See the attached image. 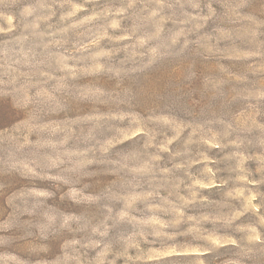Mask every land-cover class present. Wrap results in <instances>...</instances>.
Returning a JSON list of instances; mask_svg holds the SVG:
<instances>
[{"label": "clouds", "instance_id": "1", "mask_svg": "<svg viewBox=\"0 0 264 264\" xmlns=\"http://www.w3.org/2000/svg\"><path fill=\"white\" fill-rule=\"evenodd\" d=\"M261 186L264 0H0V264H248Z\"/></svg>", "mask_w": 264, "mask_h": 264}, {"label": "rangeland", "instance_id": "2", "mask_svg": "<svg viewBox=\"0 0 264 264\" xmlns=\"http://www.w3.org/2000/svg\"><path fill=\"white\" fill-rule=\"evenodd\" d=\"M47 39V38H45ZM233 42L232 41H221L219 46L224 47H232ZM235 46L241 50H246L248 45L244 41H235ZM222 63L226 67H230L232 71L239 72L244 68V63L240 61H222ZM226 162L221 163V167H225ZM257 167V164L255 161H249L248 162V168L252 170V176L249 177V180L253 181L252 185H249V187H254L255 185V179L258 178V174L255 172V169ZM221 176L227 175L226 172H221ZM236 187H238L241 190H244V182H239ZM260 191L264 192V186L260 187ZM246 195L249 199L252 200L254 204H256V208L259 209V204L257 203V196L255 191H249L246 192ZM238 204V202H236ZM247 222H250L252 219H254L253 216L249 215L245 218H242ZM205 228L211 229V224H205ZM224 247L220 250L218 256H213L212 253H208L204 251V249L207 247L206 244H204L201 241H194L191 239V237H184V236H178L176 237L175 241L170 242L169 251H172L173 249L177 254H179V257H176V261H173L172 264H207L209 258H211V264H224V261H226L229 258H232L233 254V246L223 242ZM248 264H264V252H253L249 256Z\"/></svg>", "mask_w": 264, "mask_h": 264}]
</instances>
